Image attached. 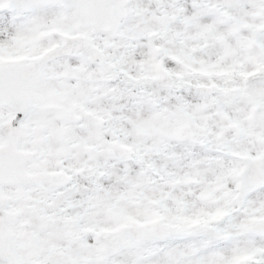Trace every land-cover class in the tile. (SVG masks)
I'll list each match as a JSON object with an SVG mask.
<instances>
[{
	"label": "snow or ice",
	"instance_id": "obj_1",
	"mask_svg": "<svg viewBox=\"0 0 264 264\" xmlns=\"http://www.w3.org/2000/svg\"><path fill=\"white\" fill-rule=\"evenodd\" d=\"M0 264H264V0H0Z\"/></svg>",
	"mask_w": 264,
	"mask_h": 264
}]
</instances>
